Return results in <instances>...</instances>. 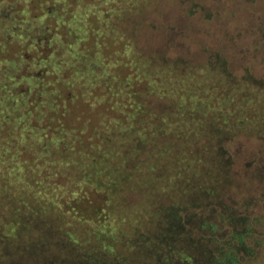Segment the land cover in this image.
I'll return each instance as SVG.
<instances>
[{
  "label": "trees",
  "instance_id": "trees-1",
  "mask_svg": "<svg viewBox=\"0 0 264 264\" xmlns=\"http://www.w3.org/2000/svg\"><path fill=\"white\" fill-rule=\"evenodd\" d=\"M150 1L0 0V264H264L227 146L264 143V77L143 51Z\"/></svg>",
  "mask_w": 264,
  "mask_h": 264
},
{
  "label": "rangeland",
  "instance_id": "rangeland-1",
  "mask_svg": "<svg viewBox=\"0 0 264 264\" xmlns=\"http://www.w3.org/2000/svg\"><path fill=\"white\" fill-rule=\"evenodd\" d=\"M121 24L143 51L171 58L185 55L192 62L217 53L234 73L248 69L264 77V0H151ZM145 101L163 106L152 96ZM227 146L235 159L231 192L243 196L260 189V184L248 181L247 170L264 164V143L237 136ZM254 156L255 162L247 165Z\"/></svg>",
  "mask_w": 264,
  "mask_h": 264
}]
</instances>
